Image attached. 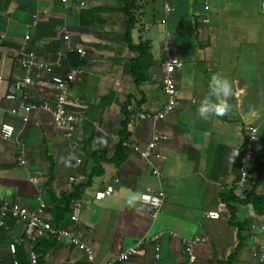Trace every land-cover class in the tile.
<instances>
[{
    "label": "crops",
    "instance_id": "crops-1",
    "mask_svg": "<svg viewBox=\"0 0 264 264\" xmlns=\"http://www.w3.org/2000/svg\"><path fill=\"white\" fill-rule=\"evenodd\" d=\"M136 1V23L131 38L133 42L148 41L155 61L148 69V81L139 86L133 83L127 67L129 59L136 55L123 39L126 16L115 10L121 6L116 0H0V129L8 126L13 130L7 139L0 132V201H17L33 208L41 199L47 205L46 216L51 218L47 211L50 193L58 195L67 189L70 176L77 177L79 182L87 181L96 165L85 155L81 143L83 122L76 132L80 147L71 152L49 113L31 111L28 121L23 122L24 111L11 114L9 110L17 104L4 98L9 83L23 74L18 64L20 57L34 56L54 63L55 72L64 74L72 68L68 56L75 54L66 56L67 48L80 45L87 54L79 58L81 62L77 66L82 67V73L73 83L71 95L83 103L85 120L94 126L91 150L104 151L107 159L113 157L122 119L120 109L127 95L132 100L127 126L130 135L123 143L122 162H101L103 174L93 176L82 187L79 197L80 222L87 229L84 240L94 251L95 263L105 264L128 245L162 232L156 243H145L141 254L123 264H227L231 254L235 256L231 264H264L252 257V252L264 242L259 230L264 213L256 212L251 204L237 202H230L233 210L230 212L226 203L228 195L224 194L231 187L241 198L254 187L264 194V158L260 178L257 179L251 160L246 183L242 188L237 187V157L243 151L248 129L253 125L258 127L259 136L264 133V116H257L255 105L247 97L262 98L264 111V94L255 80L241 79L237 61H227L226 51L216 53L215 57L212 50L218 48L219 29L207 15L210 2L215 0H170L173 10L168 14L163 0ZM102 6L106 9L91 16L83 14ZM157 10L161 15L157 22L163 28H158L155 37H144L142 34L154 22ZM37 13L34 23L32 16ZM63 29L69 33L67 41L63 39ZM167 33L172 53L185 60L176 72L179 105L162 120L136 119L137 113L156 112L164 103L160 67ZM26 35L29 39H25ZM194 50L199 55L195 60ZM255 68L260 76L263 71L256 65ZM215 73L227 77L232 84L233 95L228 101L231 108L222 116L204 120L198 116L197 108ZM45 84L29 87L31 101L52 100L54 93ZM110 91L114 93L113 100L102 106L100 98ZM156 133L165 136L155 148V154L164 158H152L160 169L159 178L151 173V167L139 154ZM20 152L25 165L19 164ZM47 156L54 164L51 191L46 185ZM33 177L36 182L31 180ZM108 186L113 187V192L95 199L96 191ZM148 190L165 195L155 217L152 208L140 201V195ZM209 211L217 212L219 217H206ZM23 231L24 223L14 219H7L0 229L2 264H12L13 257L19 258L21 248L27 253L31 244L22 240ZM197 235L206 237L207 241L194 246L195 261L188 263L182 239ZM10 244L16 246L14 255ZM42 261L43 264H88L80 250L62 240L47 250Z\"/></svg>",
    "mask_w": 264,
    "mask_h": 264
},
{
    "label": "built area",
    "instance_id": "built-area-1",
    "mask_svg": "<svg viewBox=\"0 0 264 264\" xmlns=\"http://www.w3.org/2000/svg\"><path fill=\"white\" fill-rule=\"evenodd\" d=\"M65 2L66 0H62ZM164 9L166 14L172 12L173 7L170 4V0H163ZM84 3H80L83 6ZM38 13L32 16L34 23L38 19ZM63 39L69 40V33L63 29ZM25 39H29L26 35ZM75 53L80 59L86 57V50L80 45L69 46L66 51L67 54ZM59 55H63L59 53ZM18 64L23 70L21 77H18L11 81L8 85L7 92L4 95L5 100L15 102L17 107H13L9 112L13 115H18L19 110H23L21 116L23 122L28 121V114L31 111H44L50 114L53 124L61 135L68 141L69 149L74 152L80 147L79 138L76 136V132L81 123L85 120V111L83 109V103L75 99L71 95V89L77 76L82 73V67H72L68 72L64 74L55 72V64L39 60L34 56H22L18 59ZM182 61L175 56L171 51L170 34L167 33L166 40L163 43V61L161 69L160 84L164 95V103L162 108L156 112H140L137 113L136 119H153L162 120L168 115L173 113L179 105V89L176 81V72L182 68ZM1 79V76H0ZM46 83L52 91V100H44L35 102L30 100L31 93L29 87L35 84ZM1 135L7 139L13 134L12 128L4 126L0 129ZM165 136L156 133L152 140L147 143V146L143 150H139L140 157L151 167V173L156 177L161 176L159 167L155 166L152 158L157 156L164 158L163 155L155 154V148L158 141L164 139ZM260 143V136L258 133V127L251 125L248 129L246 140L244 142V148L242 153H239L237 157V187L242 188L249 177V165L251 160L255 157L258 145ZM20 165H25L26 160L23 153L20 152L18 156ZM77 163H80V159H76ZM32 181L36 182V178H32ZM78 178L70 176L67 180V186L77 184ZM113 192V187L108 186L103 190L96 191L95 199H102L106 195ZM141 203L148 205L152 208V216L155 217L162 208L165 195L162 192L144 191L140 195ZM46 203L39 199L37 206L30 208L18 203L17 201L3 200L0 201V229L5 225L7 219H14L22 221L24 223L23 239H26L31 246L27 250V257L24 264H38L39 254L33 249V244L41 238L55 237L56 241H66L71 246L80 250L85 257L88 264H96L95 256L92 247L84 240V234L87 231L80 222V214L82 210V201L80 198L75 199L71 204L70 224L67 227H55L51 224V218L47 217ZM206 217L218 218L219 214L214 211L206 213ZM259 230L264 236V220L259 225ZM162 232H159L152 237H143L136 242L128 245L123 251L111 257L105 264H123L130 260L132 257L139 255L143 251V245L148 242L156 243L162 236ZM207 241L206 237L195 236L192 239H182L185 254L188 257V263L195 261V255L193 248L198 243H204ZM10 252L15 254V244H10ZM156 250L158 245H156ZM252 257L259 263H264V242L258 249L252 252ZM158 258V255H156ZM0 264H2L0 262ZM12 264H21L17 259L13 260Z\"/></svg>",
    "mask_w": 264,
    "mask_h": 264
},
{
    "label": "trees",
    "instance_id": "trees-1",
    "mask_svg": "<svg viewBox=\"0 0 264 264\" xmlns=\"http://www.w3.org/2000/svg\"><path fill=\"white\" fill-rule=\"evenodd\" d=\"M118 4L121 6L116 7V11H121L126 16V29L123 34V39L128 45V49L135 53L134 58H130L127 62V67L129 70V74L133 79V83L136 86L141 85L143 82L148 81L147 72L150 67L155 65V61L151 57L150 53V45L146 40H141L139 42H133L131 38L132 29L136 23V16L134 11L137 8L136 0H116ZM104 6L102 7H93L85 11L87 16L93 15L95 12H99V10H105ZM83 16V15H82ZM69 64L70 66H77L81 60H79L78 55L70 54L69 56ZM114 93L112 91L108 92L106 95L100 98V102L102 106H106L111 103L113 100ZM132 100L131 95H127L125 101L122 103V107L120 109L122 114V119L119 123L118 129V142L116 143V151L111 159H107L105 157V152L102 150H91L90 145L93 137L94 126L87 120H84L82 123V146L85 151V155L92 159L95 162V166L92 168L91 172L87 177V181L78 182L77 184H73L68 186L67 189L61 191L58 195L55 193H50L49 199V208L47 211L51 215V224L55 227H67L70 224V214H71V204L75 199H78L81 195V189L86 184L90 183L92 177L95 175H102L103 169L101 167V162L109 161L115 164H120L125 156V147L123 143L128 140L130 133L127 130V126L131 120V106ZM47 155V154H46ZM264 158V133L260 135V143L259 149L257 150L255 157L252 159L255 168L254 170L257 172V179L260 178L262 173V162L261 159ZM49 160V167L47 169V181L46 185L48 186V191L51 189L50 186L54 179V164L53 160L50 156H47ZM250 172V167L248 168ZM237 175V179H238ZM258 181V180H257ZM257 186V183H256ZM51 191V190H50ZM224 194L228 195V199L226 201L227 206L230 212H233L230 202H237L240 204H251L256 212L264 213V194H260L256 191V187L252 188L250 191L244 192V197H238L234 194V188L231 187L229 190L225 191ZM56 243L55 237L41 238L33 244V249L36 253L39 254L38 264H43L42 256ZM20 256L13 257L17 259L21 264H24L26 261L27 253L21 248ZM17 254V253H16ZM14 255V254H13ZM234 254H231L229 257V262L227 264H231L234 258ZM13 259V260H14ZM13 263V261H12Z\"/></svg>",
    "mask_w": 264,
    "mask_h": 264
},
{
    "label": "rangeland",
    "instance_id": "rangeland-1",
    "mask_svg": "<svg viewBox=\"0 0 264 264\" xmlns=\"http://www.w3.org/2000/svg\"><path fill=\"white\" fill-rule=\"evenodd\" d=\"M210 7L207 15L219 29L218 48L212 50L215 57L216 53L223 54L226 51L227 61H237V73L241 79L255 80L264 94V0H215L210 2ZM156 14L154 22L143 32L144 37H155L158 28H163L157 22L160 11L157 10ZM193 55V60L199 56L196 50ZM156 65H159L158 61ZM255 65L259 71H263L260 76L256 75ZM160 70L158 67L157 73ZM247 101L255 105L257 116H264L261 115L264 113L261 109L262 98L247 97ZM91 106L95 107L93 104Z\"/></svg>",
    "mask_w": 264,
    "mask_h": 264
},
{
    "label": "clouds",
    "instance_id": "clouds-1",
    "mask_svg": "<svg viewBox=\"0 0 264 264\" xmlns=\"http://www.w3.org/2000/svg\"><path fill=\"white\" fill-rule=\"evenodd\" d=\"M232 95L230 80L220 73L213 74L208 81V92L197 108L198 116L207 120L211 116L226 114L231 108L228 101Z\"/></svg>",
    "mask_w": 264,
    "mask_h": 264
}]
</instances>
